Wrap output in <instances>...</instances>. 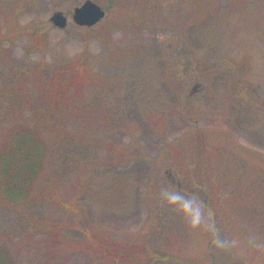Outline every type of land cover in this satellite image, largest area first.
I'll return each mask as SVG.
<instances>
[{"label": "rangeland", "instance_id": "374dc122", "mask_svg": "<svg viewBox=\"0 0 264 264\" xmlns=\"http://www.w3.org/2000/svg\"><path fill=\"white\" fill-rule=\"evenodd\" d=\"M84 1L0 0V143L26 127L46 147L26 201L0 200V247L13 264H264V0H90L105 15L78 27ZM166 184L199 193L201 225Z\"/></svg>", "mask_w": 264, "mask_h": 264}, {"label": "trees", "instance_id": "16d2710c", "mask_svg": "<svg viewBox=\"0 0 264 264\" xmlns=\"http://www.w3.org/2000/svg\"><path fill=\"white\" fill-rule=\"evenodd\" d=\"M46 157V147L35 130L18 127L9 129L0 143V200L17 207L29 196ZM0 264H13L0 247Z\"/></svg>", "mask_w": 264, "mask_h": 264}, {"label": "clouds", "instance_id": "9594fccd", "mask_svg": "<svg viewBox=\"0 0 264 264\" xmlns=\"http://www.w3.org/2000/svg\"><path fill=\"white\" fill-rule=\"evenodd\" d=\"M159 200L178 211L191 227H197L204 222L207 206L198 192L185 194L174 184L162 185L159 189ZM221 248H230L240 241L237 238L217 237L214 241Z\"/></svg>", "mask_w": 264, "mask_h": 264}, {"label": "water", "instance_id": "95a60500", "mask_svg": "<svg viewBox=\"0 0 264 264\" xmlns=\"http://www.w3.org/2000/svg\"><path fill=\"white\" fill-rule=\"evenodd\" d=\"M105 13L104 10L90 0H85L79 6L73 8L71 21L78 27H92L98 23ZM49 21L54 27L63 29L66 26V18L60 12L53 13Z\"/></svg>", "mask_w": 264, "mask_h": 264}]
</instances>
